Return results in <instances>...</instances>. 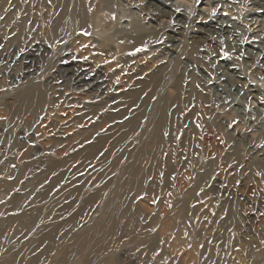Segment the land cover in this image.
<instances>
[{
	"label": "rangeland",
	"instance_id": "1",
	"mask_svg": "<svg viewBox=\"0 0 264 264\" xmlns=\"http://www.w3.org/2000/svg\"><path fill=\"white\" fill-rule=\"evenodd\" d=\"M165 1L0 0V264H264V0Z\"/></svg>",
	"mask_w": 264,
	"mask_h": 264
},
{
	"label": "bare ground",
	"instance_id": "2",
	"mask_svg": "<svg viewBox=\"0 0 264 264\" xmlns=\"http://www.w3.org/2000/svg\"><path fill=\"white\" fill-rule=\"evenodd\" d=\"M45 1H50V3L55 2L59 4V6L62 5V9L59 11L57 16L53 20V23L51 24V30L53 28L55 29L53 33L56 32L57 34H60L61 32H63L64 22L68 20V15H67L68 12L66 11V5H67L66 1L67 0H45ZM135 2H137V0H131L132 5H135L134 4ZM143 2L152 11L167 14L170 18L174 20L176 28L181 27L180 23H183L187 16L186 11L178 9L175 6H172V4L166 3L165 0H143ZM76 17H77V20L80 26L86 25L87 19H85V13L82 8H78L76 12ZM133 31H134L132 32L133 35L135 33H138L135 27ZM194 33L196 34V37H201V38H206L211 34H217L219 36H225V37L231 36V35L234 36L231 33V27L228 23L217 22V21H214L213 19H210L203 23H197L196 28L194 29ZM103 41H105V43L107 42V44L114 42V40H111L110 37L106 40L103 39ZM243 44L246 46V48H251V47L255 48V46L252 43L243 42ZM262 58H264L263 52H262Z\"/></svg>",
	"mask_w": 264,
	"mask_h": 264
}]
</instances>
